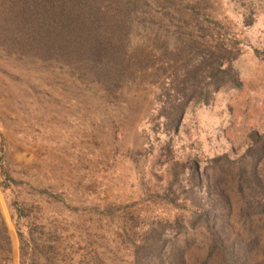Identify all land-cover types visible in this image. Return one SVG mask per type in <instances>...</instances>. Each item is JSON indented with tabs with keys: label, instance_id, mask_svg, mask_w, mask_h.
<instances>
[{
	"label": "rangeland",
	"instance_id": "obj_1",
	"mask_svg": "<svg viewBox=\"0 0 264 264\" xmlns=\"http://www.w3.org/2000/svg\"><path fill=\"white\" fill-rule=\"evenodd\" d=\"M38 1L0 0V264H264V0H81L67 57Z\"/></svg>",
	"mask_w": 264,
	"mask_h": 264
},
{
	"label": "trees",
	"instance_id": "obj_2",
	"mask_svg": "<svg viewBox=\"0 0 264 264\" xmlns=\"http://www.w3.org/2000/svg\"><path fill=\"white\" fill-rule=\"evenodd\" d=\"M42 2L44 1L39 0L35 5V8L44 9L42 15L40 9H38L40 12L36 13V15H39L37 20H41L38 24H35L32 14L29 13L23 16L29 19V22H27L26 19L24 22H21L26 30L31 32L38 31L40 34L44 33V37L48 38L47 42L52 52L59 53L62 56L67 57L71 54L80 55L81 47L84 43L89 45V49L92 48L93 43L88 44L87 42L95 38L97 34L96 29H100V26H97L91 19L94 17L93 15H88L86 12L87 10H81V0H48L41 7ZM100 45L104 46L103 43H100ZM98 51L100 50L98 49ZM212 58L209 64H206L205 61L202 60L201 62L195 63L192 69H189V81L204 76L206 70L210 69L205 77L209 82L205 86L207 88L206 95L204 99H200L201 97L197 98L195 101L196 104L209 103V92L211 87L217 90L224 84L233 82L234 71L232 67L228 66L222 69V62L218 61L220 58L218 56H213ZM190 94L195 93L191 92L183 95V97L189 96ZM180 108L181 106L179 105L173 108L171 117L174 114L176 118H180L182 113Z\"/></svg>",
	"mask_w": 264,
	"mask_h": 264
}]
</instances>
